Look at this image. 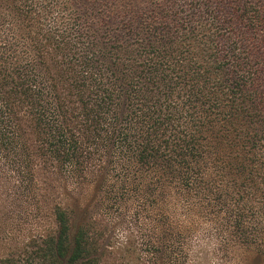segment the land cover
Listing matches in <instances>:
<instances>
[{
	"label": "trees",
	"instance_id": "trees-1",
	"mask_svg": "<svg viewBox=\"0 0 264 264\" xmlns=\"http://www.w3.org/2000/svg\"><path fill=\"white\" fill-rule=\"evenodd\" d=\"M0 191V264L262 260L264 0H0Z\"/></svg>",
	"mask_w": 264,
	"mask_h": 264
},
{
	"label": "rangeland",
	"instance_id": "rangeland-1",
	"mask_svg": "<svg viewBox=\"0 0 264 264\" xmlns=\"http://www.w3.org/2000/svg\"><path fill=\"white\" fill-rule=\"evenodd\" d=\"M40 208V217H31L27 211L32 212L34 210L33 205L18 201L9 204V201L0 191V257L19 247L27 232L50 228L52 219L47 201H43ZM201 257L202 260H207L205 264H239V262L240 264H264V256H262V260L257 261L253 253L246 251H237L233 255H226L221 252H212L210 249ZM232 259L236 263H232ZM195 263L203 264L198 259H195Z\"/></svg>",
	"mask_w": 264,
	"mask_h": 264
}]
</instances>
